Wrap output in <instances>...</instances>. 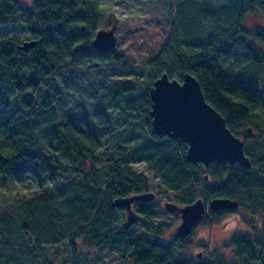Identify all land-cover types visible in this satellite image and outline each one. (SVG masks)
I'll return each mask as SVG.
<instances>
[{
    "label": "trees",
    "instance_id": "trees-1",
    "mask_svg": "<svg viewBox=\"0 0 264 264\" xmlns=\"http://www.w3.org/2000/svg\"><path fill=\"white\" fill-rule=\"evenodd\" d=\"M179 2L183 4L175 11L170 38L149 61V70L155 78L163 72L177 80L185 72L193 75L205 100L243 139L250 166L190 162L183 141L152 134L150 125L129 148H103L98 158L105 164L87 166L86 160L103 146L109 118L99 112L86 121H58L50 96L34 104L27 93L42 92L47 77L62 63L66 68H89L108 59L126 63L122 50L90 46L99 29L100 0H0V31L23 29L38 40L25 50L19 47L23 42L0 37V93L11 91L12 100L20 104L7 102L0 108V174L18 184L31 182L38 190L0 212V264H50L44 247L64 240L73 254L70 264H87L84 254H76L77 238L88 248L110 249L133 264H264V29L245 25L252 15L264 22V0ZM61 80L80 86L71 68ZM102 89L100 101L118 108V115L149 117L148 89L141 92L131 81L104 83ZM132 162H144L176 193L180 206L199 198L205 203L211 194L237 200L238 207L259 215L256 234L231 236L232 259L215 251L185 258L178 252L179 236L163 241L124 228L126 207L113 201L145 188L143 175L130 168ZM201 184L205 190L198 188ZM233 210H209V215L219 219ZM135 212L143 217L158 213L145 203H138Z\"/></svg>",
    "mask_w": 264,
    "mask_h": 264
},
{
    "label": "rangeland",
    "instance_id": "rangeland-1",
    "mask_svg": "<svg viewBox=\"0 0 264 264\" xmlns=\"http://www.w3.org/2000/svg\"><path fill=\"white\" fill-rule=\"evenodd\" d=\"M29 4L31 0H24ZM180 0H100L101 17L97 22V28L114 27L116 44L115 48L122 50L126 63H116L114 61H97V66L89 68L65 67L62 63L57 69L47 77L46 88L30 91L27 98L36 104L41 97L50 96L53 99L56 118L58 121L90 120L99 112L103 113L110 122L106 132H103V146L92 158L86 160V165H102L106 161L99 159L103 154L102 149L109 147L116 149L117 146L129 148L137 139L141 140L144 136L146 127L150 124L149 117L134 114L126 118L118 115L115 107L100 101V93L104 83L131 81L135 87L143 92L148 89L147 81L155 78V73H151L148 67L156 54L166 45L170 38L172 20ZM184 4L194 5L208 0H181ZM220 3L222 0H210ZM183 4V3H181ZM185 5L186 7H189ZM248 28L258 27L264 29V22L258 16H249L245 20ZM8 36L16 43H22L31 39L30 34L23 29H11L5 33L0 31L1 36ZM264 54V48H262ZM71 68L76 74L79 87H72L61 80L62 74L66 69ZM151 76V77H150ZM157 77V76H156ZM147 87V88H146ZM57 91L58 94L53 96ZM56 96V98H55ZM99 96V97H98ZM11 91L0 93V107L7 102L13 106H20L12 99ZM102 104H101V103ZM34 109V107L32 106ZM66 109V112L63 111ZM69 114V115H68ZM124 118H119L121 117ZM70 118L69 120H67ZM148 119V121H147ZM114 147V148H113ZM113 152V151H112ZM114 154V152H113ZM103 158V156H102ZM109 158V156L107 157ZM106 158V159H107ZM105 159V158H104ZM130 168L136 174H142L145 179V188L139 193H151L150 200L133 201L130 204L131 210L136 209L138 203H145L157 208L158 213L143 217L138 214L136 221L129 227L131 231L146 234L151 237H158L163 241H173L176 236L177 226L180 224V215L170 212L165 208L167 202L178 204L175 192L167 189L159 178L149 171L144 162H132ZM200 189H204L201 185ZM38 190L31 182L18 184L0 174V212L13 208L18 202L25 198H30ZM134 194V193H133ZM131 194V195H133ZM215 195H208L205 203L208 204ZM114 202V201H113ZM179 205V204H178ZM180 206V205H179ZM127 210L124 209L123 221L126 220ZM259 215H251L242 207H237L229 211L223 217L216 219L209 215V208L206 207L205 214L186 236H179L182 239L177 246L179 254L185 258L193 256L205 257L209 253L219 252L225 258L232 259V250L228 242L233 234L242 233L249 237L256 234L253 227L259 224ZM245 219H250L253 223L247 225ZM178 237V238H179ZM76 254L82 253L86 256L87 264H133L131 260H122L116 257L110 249L100 250L86 247L80 238L75 239ZM67 240L57 245L44 247L46 259L50 264H70L72 253L69 249ZM198 254H200L198 256ZM101 257L100 262L97 259ZM37 264H41L38 262Z\"/></svg>",
    "mask_w": 264,
    "mask_h": 264
},
{
    "label": "water",
    "instance_id": "water-1",
    "mask_svg": "<svg viewBox=\"0 0 264 264\" xmlns=\"http://www.w3.org/2000/svg\"><path fill=\"white\" fill-rule=\"evenodd\" d=\"M114 27L99 28L90 40V46L100 51H109L115 47ZM36 40L24 41L20 48L27 50L36 44ZM150 109L148 111L150 132L157 136L178 138L186 144V159L207 166L212 161L250 166L245 154L244 141L227 127L222 114L210 105L204 97L197 79L185 72L180 80L169 78L163 72L157 76L148 88ZM250 131V128H248ZM207 174L204 175V179ZM151 193H138L130 197L115 200L113 205L124 204L127 210L124 228H129L138 215L131 210L130 203L137 200H150ZM209 210L236 209L238 201L228 197L214 196L208 204L199 198L189 204L178 206L167 202L165 208L177 211L180 224L176 236H186L196 223ZM200 254H198L199 256Z\"/></svg>",
    "mask_w": 264,
    "mask_h": 264
},
{
    "label": "flooded vegetation",
    "instance_id": "flooded-vegetation-1",
    "mask_svg": "<svg viewBox=\"0 0 264 264\" xmlns=\"http://www.w3.org/2000/svg\"><path fill=\"white\" fill-rule=\"evenodd\" d=\"M30 34V33H29ZM30 36H31V39L30 40H36V39H34L33 37H32V35L30 34ZM29 41V40H28ZM36 41H38V40H36ZM37 43V42H36ZM35 45V44H34ZM33 45V46H34ZM176 213H178L177 211H175Z\"/></svg>",
    "mask_w": 264,
    "mask_h": 264
}]
</instances>
